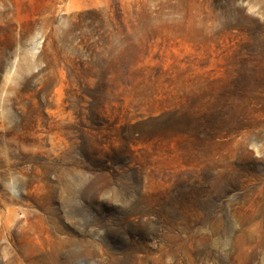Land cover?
I'll return each mask as SVG.
<instances>
[{"label":"rangeland","instance_id":"obj_1","mask_svg":"<svg viewBox=\"0 0 264 264\" xmlns=\"http://www.w3.org/2000/svg\"><path fill=\"white\" fill-rule=\"evenodd\" d=\"M0 264H264V0H0Z\"/></svg>","mask_w":264,"mask_h":264}]
</instances>
